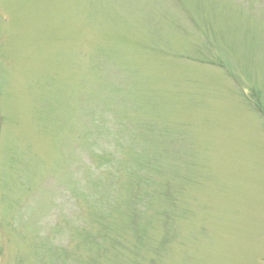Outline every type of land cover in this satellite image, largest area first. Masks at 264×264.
I'll return each instance as SVG.
<instances>
[{
  "label": "rangeland",
  "instance_id": "1",
  "mask_svg": "<svg viewBox=\"0 0 264 264\" xmlns=\"http://www.w3.org/2000/svg\"><path fill=\"white\" fill-rule=\"evenodd\" d=\"M0 264H264V0H0Z\"/></svg>",
  "mask_w": 264,
  "mask_h": 264
}]
</instances>
